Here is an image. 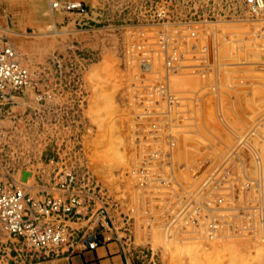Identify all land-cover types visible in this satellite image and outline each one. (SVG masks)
<instances>
[{
  "label": "rangeland",
  "instance_id": "obj_1",
  "mask_svg": "<svg viewBox=\"0 0 264 264\" xmlns=\"http://www.w3.org/2000/svg\"><path fill=\"white\" fill-rule=\"evenodd\" d=\"M261 2L0 0L34 75L8 163L73 168L131 264H264ZM16 245L0 226V264L42 261Z\"/></svg>",
  "mask_w": 264,
  "mask_h": 264
},
{
  "label": "built area",
  "instance_id": "obj_2",
  "mask_svg": "<svg viewBox=\"0 0 264 264\" xmlns=\"http://www.w3.org/2000/svg\"><path fill=\"white\" fill-rule=\"evenodd\" d=\"M54 9L86 14L79 0H50ZM262 0H248L260 7ZM32 71L22 64L16 47L0 36V226L26 254L41 257L73 254L82 248L97 247L95 233L104 228L106 212L103 198L86 191L78 173L66 164L49 161L55 171L46 183L41 175L32 174L35 186L15 177L9 166L14 148L2 124L4 107L13 94L24 92L33 84ZM35 191V192H34Z\"/></svg>",
  "mask_w": 264,
  "mask_h": 264
},
{
  "label": "crops",
  "instance_id": "obj_3",
  "mask_svg": "<svg viewBox=\"0 0 264 264\" xmlns=\"http://www.w3.org/2000/svg\"><path fill=\"white\" fill-rule=\"evenodd\" d=\"M79 1L83 2L89 8H94L96 7V5H98V0H79ZM17 94L19 93L16 92L13 94L12 101L11 103L8 104V106L10 105L11 107L7 109V112L11 110L12 113L10 114L11 116L7 115L5 118L6 120H9V122H12L13 119L17 118V116L21 114L23 115L27 112L28 110L27 105L32 96V92H28V91H25L21 95H17ZM15 108H20L22 109L21 111L23 112L18 115H13ZM12 164H10L9 166H12ZM17 166L19 167V164H17ZM33 167L34 170L31 172V176L32 174L41 175L44 178V180H46V183L49 182V179L54 173L56 168L55 165L46 164L44 162L37 163L36 165H33ZM12 168L13 170L17 171L15 177H19L18 175L21 173L20 174L21 177L19 178L21 179L23 178L24 179V180L22 179L23 181H26L28 178L31 177V176L26 177L25 171L23 172L19 171L17 170V168H14V166H12ZM4 172L5 170L0 169V174ZM28 185L31 187L35 186L34 178H30ZM95 238L98 245L93 250L82 248L73 254H64V255L52 256L48 258L39 256L38 259L40 258L43 259L42 261H36L37 263L35 264H131L130 256L127 252V249L123 241H121L118 238V236H116V234L111 231V229L106 227V225H104V228H98L96 230Z\"/></svg>",
  "mask_w": 264,
  "mask_h": 264
},
{
  "label": "bare ground",
  "instance_id": "obj_4",
  "mask_svg": "<svg viewBox=\"0 0 264 264\" xmlns=\"http://www.w3.org/2000/svg\"><path fill=\"white\" fill-rule=\"evenodd\" d=\"M260 4H262V2L260 1ZM53 6V5H52Z\"/></svg>",
  "mask_w": 264,
  "mask_h": 264
}]
</instances>
